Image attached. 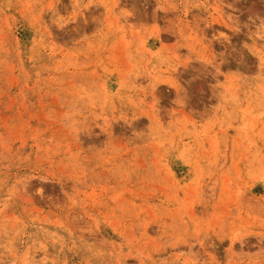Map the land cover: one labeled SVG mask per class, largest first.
Instances as JSON below:
<instances>
[{"label": "rangeland", "instance_id": "374dc122", "mask_svg": "<svg viewBox=\"0 0 264 264\" xmlns=\"http://www.w3.org/2000/svg\"><path fill=\"white\" fill-rule=\"evenodd\" d=\"M0 264H264V0H0Z\"/></svg>", "mask_w": 264, "mask_h": 264}, {"label": "bare ground", "instance_id": "6f19581e", "mask_svg": "<svg viewBox=\"0 0 264 264\" xmlns=\"http://www.w3.org/2000/svg\"><path fill=\"white\" fill-rule=\"evenodd\" d=\"M94 7V6H93ZM91 8V7H90ZM204 243V242H203ZM202 245V244H201ZM161 253V252H160Z\"/></svg>", "mask_w": 264, "mask_h": 264}]
</instances>
